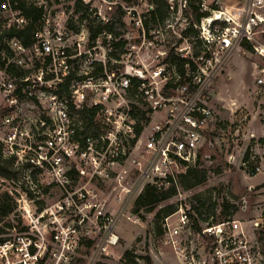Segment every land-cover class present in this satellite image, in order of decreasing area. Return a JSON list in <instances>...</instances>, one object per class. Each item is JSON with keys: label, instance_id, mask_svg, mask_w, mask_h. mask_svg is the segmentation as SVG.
I'll return each mask as SVG.
<instances>
[{"label": "built area", "instance_id": "1", "mask_svg": "<svg viewBox=\"0 0 264 264\" xmlns=\"http://www.w3.org/2000/svg\"><path fill=\"white\" fill-rule=\"evenodd\" d=\"M77 1L88 12L82 20L73 8ZM139 1L145 13L152 10ZM234 1L245 2L241 21L228 26L234 15L225 19L221 10H211L208 18L215 13L221 18L207 23L195 38L208 57L190 55L196 72L167 95L157 84L175 74L161 62L146 79L132 57L129 32L105 30L90 39L88 25L111 24L117 0H0V159L9 161L16 174L13 180L0 176L16 202L0 222V264H73L87 241L96 257L107 255L118 241V222L129 219L144 188L166 189L178 173L195 166L210 114L202 105L208 84L201 81L199 63L212 59L213 47L251 41L264 22L258 14L264 0ZM19 2L38 11L36 20ZM168 3L173 11L175 1ZM181 5L186 6L185 0ZM120 6L128 17L126 29L146 35L145 13ZM24 30L29 31L27 44L14 35ZM255 50L264 58V47ZM141 102L146 116L165 113L144 141L150 122L144 125L132 112ZM259 171L254 168L255 174ZM105 183L113 185L112 198L104 196L100 186ZM17 195H24L29 212L20 208ZM43 198L51 201L43 204ZM175 207L163 218L160 243L176 264H264V214L245 224L233 218L214 222L191 215L182 203Z\"/></svg>", "mask_w": 264, "mask_h": 264}, {"label": "rangeland", "instance_id": "2", "mask_svg": "<svg viewBox=\"0 0 264 264\" xmlns=\"http://www.w3.org/2000/svg\"><path fill=\"white\" fill-rule=\"evenodd\" d=\"M174 1L175 10H169L167 18L169 28L164 23L162 29L155 31L154 34L149 33L151 37L131 28L125 29L130 34L131 44H134L132 57L135 63L143 68L146 79L154 67L164 59L163 53L174 47L188 57L199 53L204 59L207 55L201 43L195 41L202 32V27L207 28V22L203 18L198 24H191L187 3L180 8L178 4L181 0ZM203 1L204 7L200 8L207 11L209 16L211 10H221L226 14L225 19L234 15L233 22L228 26H235L243 17L244 1ZM121 3L127 10L125 4ZM66 4L72 5V2ZM129 5H131L129 8L136 9L138 15L145 13L143 2L132 0ZM258 14L264 19V7ZM123 22L128 23L127 14L123 17ZM187 26H190L196 35L190 34L185 42L178 44L180 32ZM242 43L234 44L228 49L213 47V54L209 56L212 59L199 63L203 74L201 81L208 84L202 105L210 112L206 121L207 128L202 133L203 139L198 148L200 167L206 169L207 180L188 191L179 189L180 196L175 195L159 203L152 210H141L136 214L132 211V206L127 213L129 219L123 218L118 222L114 232L118 241L114 247L108 248L107 255L101 254L96 257L94 245L87 248L84 243L76 251L73 264H125L123 255L126 251H131L132 255H135L137 264H145L139 258L141 256L150 257L152 264H176L175 260L162 249L161 232L155 227L154 222L155 215L168 205L182 203L189 208L191 215L195 214L201 219L212 217L214 222L233 218L245 224L248 220L264 214V145L259 142V139L264 137V58L255 50V47L257 49L264 47V22L255 30L252 40L248 42L251 50L243 48ZM178 83L176 75L170 73L166 82H158L157 88L158 91L170 95L171 89H175ZM164 115L161 110L146 116L150 123L142 133L143 141L151 126L158 124ZM247 149L250 151L249 162L260 170L254 176L247 172L248 165H243ZM1 187L0 194H8ZM100 187L105 197L112 198V184L105 183ZM195 197L203 203L200 214L191 209L192 204L197 205ZM42 200L43 204L51 201L47 198ZM223 205L230 207L225 214L222 210ZM31 207L34 209L35 205ZM244 208L246 210H243ZM159 252L163 253L160 258L155 259L151 256Z\"/></svg>", "mask_w": 264, "mask_h": 264}, {"label": "trees", "instance_id": "3", "mask_svg": "<svg viewBox=\"0 0 264 264\" xmlns=\"http://www.w3.org/2000/svg\"><path fill=\"white\" fill-rule=\"evenodd\" d=\"M49 1V0H47ZM148 5L152 6V10L148 11L147 13L143 14L142 17V27L148 37L151 31H158L164 27V23L167 22V18L169 15V3L168 0H145ZM123 2L127 8L132 0H121L119 3L122 4ZM187 3V8L189 9V16L191 18V24L195 25L198 24L203 18H207L209 16L207 11H202L200 8V0H185ZM116 6V12L113 16V22L109 25H88L89 37L90 39L95 38L96 35L100 34L102 31H109L116 35L124 34L126 31V26L123 22L124 11H122L121 6ZM18 7L22 9L29 17H32L33 20H36L38 11L32 6L27 5L25 2H19ZM86 6L82 4L80 1L73 3V8L76 13L80 14L81 20L86 18L87 10ZM175 10V9H174ZM187 12V11H186ZM116 25V27H114ZM224 26V24H221ZM192 26V25H191ZM120 28L123 33H117L116 28ZM28 30L18 31L14 33L15 36L18 38H24L25 43L27 44L29 41ZM196 35L195 31L190 27L187 26L183 31L180 32L181 39L178 41L180 43L183 42V39L188 38L189 35ZM196 37V36H195ZM125 44L124 41L121 40L119 46H123ZM242 47L246 50H251V45L248 42H243ZM176 47L170 49L164 59L162 60V64H164L168 71L173 72L180 78L179 84L186 85L190 82L191 76L196 72L197 65L194 63L189 57L184 58L181 56L179 52L176 51ZM206 53V52H205ZM199 57V53H195L192 55V58ZM205 57H208L206 55ZM100 69V68H98ZM133 86L136 87V80H133ZM193 87L189 85V91H192ZM140 104V103H139ZM143 107L144 104L141 102V107L132 106V112L134 113V117L137 116L138 119L143 122L144 125H147L150 122L148 117L146 118L147 110ZM138 132L142 130V126L138 129ZM259 142L264 145V137L259 139ZM250 158V151L247 149L246 153L243 157V165H248L247 172L254 176V168L252 164L249 162ZM0 176L4 177L9 180H13L16 177L15 172L11 169V163L9 161H3L0 159ZM0 177V178H1ZM207 180V171L206 169L200 167L199 156L197 163L193 167L186 168L183 172L178 173L175 177V183H171L166 189L158 190L153 185H147L144 188L142 194L135 200L133 205V212L139 213L141 210H152L155 206L159 203L165 202L172 197H174L178 190L181 189L182 191H188L198 185L203 184ZM197 205L192 204L191 209L196 211L200 214V207L203 206V203L198 200ZM15 202L11 196L7 193L0 194V221H2L5 217L12 213L15 209ZM42 205V203H41ZM229 205H223V214L227 213L229 209ZM235 208V207H232ZM175 205H168L163 207L156 215H155V227L161 232V224L163 218L172 214L175 211ZM161 234V233H160ZM92 246L91 241H87L85 243V247L90 248ZM145 264H152L150 257L148 256H141L139 257ZM123 259L126 261L125 264H137L135 260V255H132L131 251L124 252Z\"/></svg>", "mask_w": 264, "mask_h": 264}, {"label": "bare ground", "instance_id": "4", "mask_svg": "<svg viewBox=\"0 0 264 264\" xmlns=\"http://www.w3.org/2000/svg\"><path fill=\"white\" fill-rule=\"evenodd\" d=\"M220 18H221V17H220V14H219V13H215V14L212 16V18H208V19H206L205 22L210 23V22H212V21H214V20H218V19H220ZM0 186H3L2 188L4 189V191H9V186H8L7 182H6L4 179H2V178H0ZM23 196H24V195H17V196H16V199H17V201H18L19 203H22L21 206H20V208H21V209H24L25 211H28V212H29V207H28V205L25 203V201H24V197H23Z\"/></svg>", "mask_w": 264, "mask_h": 264}]
</instances>
